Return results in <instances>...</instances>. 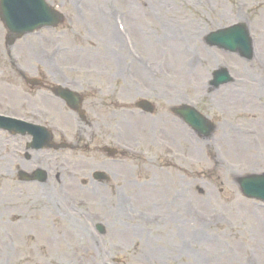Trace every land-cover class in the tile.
Masks as SVG:
<instances>
[{"label": "rangeland", "instance_id": "rangeland-1", "mask_svg": "<svg viewBox=\"0 0 264 264\" xmlns=\"http://www.w3.org/2000/svg\"><path fill=\"white\" fill-rule=\"evenodd\" d=\"M49 1L73 19L74 30L79 33V36L74 35L70 29L66 31L64 28L58 33H45L40 37L33 38L26 45H22V49L19 50V53H21L20 62L24 67L29 70L34 69V57L29 52L27 55L24 53L28 46H32L38 55L42 53V50L50 52L56 47H62L65 48L62 58L66 67L79 70L111 69L118 72L120 66H116L111 61L99 43L98 34L100 32L98 28L99 25H102L100 13H104L109 4L115 6L121 11L120 14L123 13L126 16V22H129L132 27L129 30H134L136 17L139 16L136 13L140 12L138 0H81V9L85 14L87 26L84 25L85 20L74 16L72 9L76 10L78 6H74L72 0H67L68 6L64 4V0ZM143 1H156L164 6L167 12L160 11L162 24L168 23L172 19L169 16L170 10H172L171 13L175 21L180 22L183 20V16H186L189 22H199L203 26V31L207 33L236 23L246 22L255 37V43L262 52L264 46V0H192L195 7H189L188 9L186 4L189 5V0H183V3L179 0ZM208 5L212 7V13L208 10ZM139 21L141 26L143 25L146 28L143 35V40L146 43V53L143 54L151 59L156 74L142 70L139 66L129 62L124 55V60L129 63L125 76L121 80V98L126 102H135L143 98L156 100L162 104V109L165 112L158 111L155 118L135 116L133 120L130 119L133 128L123 133L121 143L133 151H138L147 162L141 165L131 162L130 159L119 165L122 167L116 180H119V182L125 180L129 185H136L133 189L126 188L121 192V195L129 196V190L140 191L156 185L157 193L144 196L149 197L150 202L153 204H158L160 200L173 203L170 206L173 207L172 210L176 213L178 208H185L186 204L192 203L195 207V210L191 212L192 220L195 219L196 215H200V218L216 219V222L205 229L199 226L195 227L196 238L188 237L180 245V248H185L184 251L178 252L176 248H172L170 242L163 243V250L153 251L152 248H158L155 244L161 243L158 240L155 243L152 241V245L146 247V245H141L137 239L134 241L137 243L136 247L129 235L125 237L123 234V238L128 243L127 247L121 246V248H130L129 252H113L112 250L110 251L111 255L122 264H125V261L130 264H204L206 261H211V264H247L246 260L249 256L255 257L259 264H264V207L243 200L232 181V177L229 176L249 172L245 169L246 163L241 166L243 169H239L244 159L235 154L232 157L235 163L229 166V158L224 152L221 162L215 163L213 161L214 144L210 142L212 138L210 140H200L181 128L184 131L182 132L171 124L169 117L165 116L168 114L170 107L178 106L181 102L197 104L200 111L210 116L214 121L221 122V127H225L224 131L227 134H236V131L232 130L230 125L233 120L240 118L241 102L248 101L247 112L264 113V99L259 94V89L261 87L264 89V75H257L255 70L248 67L250 64L240 60L238 56L221 54L223 52L207 48L203 43V39L201 41L202 53L205 56L211 54V60L200 69L205 59L200 55L199 50L193 48L194 58L192 60L188 59L187 67L185 63L179 67V61L184 62L186 59L184 56L185 48H183L182 54L177 51L174 52L179 59L175 61L174 53L169 49L166 41L157 34L152 22L142 16H140ZM111 27L113 28V26ZM261 57L264 62L263 52ZM201 60L202 64L198 66ZM197 66L199 71L194 73ZM219 66L227 67L235 78L244 82V84H236L233 87L224 89L228 91V94L219 92L223 88L209 93L207 84L211 72ZM245 74L248 76L247 79ZM43 107L48 109L49 105L45 102ZM219 107L224 110L229 107L232 111L230 113L231 117L221 119L217 111ZM159 118L162 121H158ZM138 119H141L142 122ZM244 127L254 129L252 123H246ZM218 132L216 135H218ZM94 165L93 169L99 168L97 164ZM131 166L135 167L136 171L129 168ZM3 183H6L12 189L0 188V193H2L0 196V223H7L10 214L19 213L25 199L35 193L36 190L58 201L55 197L54 187L37 188L36 186L13 184L7 181L4 172H0V184ZM118 185L120 184L118 183ZM112 186L113 184L110 187L114 190ZM78 190L79 187H74L68 191L77 196L78 194H74V192ZM11 195L13 198L9 199L12 197ZM98 195L101 201L106 203L107 208L104 207L103 210L101 207L89 205L87 211L105 221L115 222L122 219L113 213V207L116 203L113 202L112 198H107L103 193H98ZM139 197L138 195L134 198ZM84 199L86 200V198ZM36 201L39 203L43 199L36 197ZM81 203H83L82 200L78 204ZM140 203L143 206H148L145 201H140ZM122 205L121 208L127 207L125 204ZM161 207L164 208L162 205ZM22 210L25 211L24 207ZM31 211L32 213L37 212L33 208ZM108 216L113 217V219L108 218ZM37 217H40V215L37 214L35 218ZM134 225L133 222L131 227ZM131 227L120 226L118 228L125 232ZM224 227L234 228L229 230ZM45 229H53V227L49 226ZM239 229L243 231V238L246 239L247 244L243 243L241 234H239L240 237L235 239L236 232ZM3 230H5V227H3ZM108 235L109 242L112 245L110 248H120L116 243V235H114L112 229L108 230ZM199 236L219 237L220 240L212 243L199 242ZM60 247L65 254L72 257L73 261L80 255L85 258L91 256V252H83L84 248H78L71 237L60 239ZM36 248H41L44 251L45 247L38 246ZM170 248L173 250L170 251ZM191 248H195L197 251L193 254L192 259H189L187 255L190 254ZM242 248L255 249L244 253ZM11 251H17V248H11ZM31 253L34 256L37 255L36 252L32 251ZM183 254H185V257H182ZM108 256L107 254L101 257L104 264H107ZM41 259L43 258L41 257ZM94 261L97 264L100 263L96 259ZM51 263L61 264V260L54 257Z\"/></svg>", "mask_w": 264, "mask_h": 264}, {"label": "bare ground", "instance_id": "bare-ground-1", "mask_svg": "<svg viewBox=\"0 0 264 264\" xmlns=\"http://www.w3.org/2000/svg\"><path fill=\"white\" fill-rule=\"evenodd\" d=\"M141 9L146 14V16H148L149 18L153 19V18H155V16L158 15V13L160 11V6L156 5V8L149 9L144 4H142L141 5ZM151 10H153L154 13H152ZM102 25L104 27V31H105V35H106V43L114 51V49H116V47H117V38L112 33L110 28L108 27L109 23H108L106 15L102 16ZM164 28L168 29L166 31V35L169 38H174L177 41L175 43H171L170 44L169 48L171 50H173V52L175 51L176 48H181L182 47V45H181L182 43H180V42L196 45L197 44V40H198L197 34L202 32L201 26L197 25V24H193V32L188 33V35H186L184 33V31H180L179 28L175 26V23H173L171 25H166V26H164ZM160 29L162 30V28H160ZM113 58L116 59L115 56ZM177 61H178V58H177ZM13 240L16 241L15 233H11L10 235L7 236L6 243L9 244ZM7 248H9V247L7 246Z\"/></svg>", "mask_w": 264, "mask_h": 264}]
</instances>
